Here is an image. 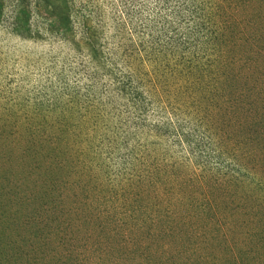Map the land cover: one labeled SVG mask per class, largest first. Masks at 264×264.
Masks as SVG:
<instances>
[{"label": "rangeland", "instance_id": "374dc122", "mask_svg": "<svg viewBox=\"0 0 264 264\" xmlns=\"http://www.w3.org/2000/svg\"><path fill=\"white\" fill-rule=\"evenodd\" d=\"M0 264H264V0H0Z\"/></svg>", "mask_w": 264, "mask_h": 264}]
</instances>
